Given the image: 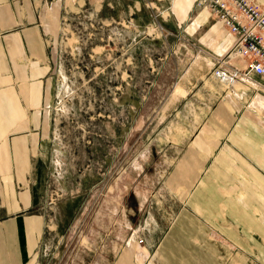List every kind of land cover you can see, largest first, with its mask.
I'll return each mask as SVG.
<instances>
[{"label":"rangeland","instance_id":"rangeland-1","mask_svg":"<svg viewBox=\"0 0 264 264\" xmlns=\"http://www.w3.org/2000/svg\"><path fill=\"white\" fill-rule=\"evenodd\" d=\"M170 1H66L43 141L39 264H113L131 239L146 253L152 232L140 222L153 217L163 231L175 217L169 174L193 132L222 108L232 114L226 95L240 84L212 77L223 56L177 26L169 9L171 20H162ZM196 1L188 22L204 9ZM243 152L225 153L234 175L251 164Z\"/></svg>","mask_w":264,"mask_h":264},{"label":"crops","instance_id":"crops-1","mask_svg":"<svg viewBox=\"0 0 264 264\" xmlns=\"http://www.w3.org/2000/svg\"><path fill=\"white\" fill-rule=\"evenodd\" d=\"M66 1L0 0V264L41 261L43 141L51 132L55 41ZM194 1L171 0L162 20H171L169 9L177 26L224 56L233 36L219 20L210 22L205 8L186 21ZM239 84L226 95L232 114L225 107L202 122L169 174L179 194L175 217L163 231L143 218L141 229L152 232L146 253L131 239L113 264H264V94ZM232 147L251 159L246 174L226 164ZM227 243L240 247L232 252Z\"/></svg>","mask_w":264,"mask_h":264},{"label":"built area","instance_id":"built-area-1","mask_svg":"<svg viewBox=\"0 0 264 264\" xmlns=\"http://www.w3.org/2000/svg\"><path fill=\"white\" fill-rule=\"evenodd\" d=\"M196 2L219 20L234 38L227 53L217 59L212 77L227 85L243 82L252 91L264 94V4L257 0ZM232 59L242 64L236 65ZM138 241L143 242V239Z\"/></svg>","mask_w":264,"mask_h":264}]
</instances>
